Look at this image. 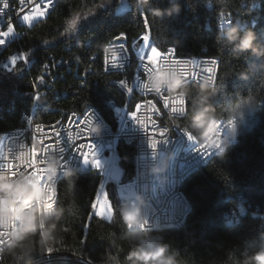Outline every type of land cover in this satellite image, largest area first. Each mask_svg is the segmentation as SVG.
<instances>
[{
    "label": "trees",
    "instance_id": "obj_1",
    "mask_svg": "<svg viewBox=\"0 0 264 264\" xmlns=\"http://www.w3.org/2000/svg\"><path fill=\"white\" fill-rule=\"evenodd\" d=\"M125 1L128 8L120 12ZM94 9L98 13L93 19L66 36L76 13ZM222 11L224 18L231 11L237 24L226 37L220 34ZM145 14L153 21V46L174 48L181 57L219 59L214 86L190 83L183 88L190 109L175 122L196 143L213 120L235 117L238 141L182 184L191 205L182 227L130 230L126 204L111 183L107 187L114 206L110 204L111 219H98L90 204L97 194L99 199L102 173L98 169L72 173L58 184L55 218H39L35 231L20 233L0 254V264H264V0H58L46 20L22 28L21 37L4 52L28 56L12 71L0 69V100L16 97L0 118V130L21 126L18 117L24 109L34 113L35 121L53 122L62 111L94 108L116 128L107 103L132 109L138 97L133 91L126 97L111 84L121 75L105 72L101 55L122 32L130 43L138 39L145 29ZM131 54L125 73L130 85L138 72ZM49 63L52 74H57L53 90L41 97V103L26 98L27 93L35 95L33 82ZM117 152L122 182H128L134 176L135 147L118 142ZM238 195L261 214L249 213L229 225L225 215Z\"/></svg>",
    "mask_w": 264,
    "mask_h": 264
},
{
    "label": "built area",
    "instance_id": "obj_2",
    "mask_svg": "<svg viewBox=\"0 0 264 264\" xmlns=\"http://www.w3.org/2000/svg\"><path fill=\"white\" fill-rule=\"evenodd\" d=\"M57 1L54 0L47 15L55 9ZM9 2L12 7L0 16V26L6 29L7 17L11 16L17 31L8 38L4 46H0V69L12 71L10 60L7 55H4V48L10 47L13 39L21 37L22 28L30 27L15 13V9L19 7L18 0H9ZM41 15L43 13L37 11L33 16L28 17V22L31 23L35 16ZM35 23L33 22V25ZM235 25L237 24H234L232 20L222 17L220 19L221 36H228ZM139 38L132 43L125 39L109 42L101 55L102 65L105 72L121 75L120 79L111 80V84L118 87L126 97H130L132 93L127 91L128 87L136 93L138 102H141V97L146 92L156 95L166 93L165 102L167 104L171 101L173 107L165 118L154 116L151 108H144L141 110L140 120L136 121L130 114L132 109L129 106H117L109 102L107 106L113 113L116 128L94 108L81 113L62 111L53 122L35 121L34 113L24 109L23 114L18 117L21 118V126L10 130H0L11 132V139L3 151V158L0 162V254L6 241L14 240L19 236L16 235V221L25 220L26 228H34L35 219L50 221L55 218L58 206V184L61 179L72 173L97 169V163L101 173V168L105 170L102 173L104 190L107 192L108 185L114 184L122 201L126 204L129 227V208L133 209L136 230L139 231L177 229L185 224L191 205L182 190V184L189 176L204 168L200 167V160H207L208 165L223 155L230 145L238 141L239 123L235 117L213 120L207 133L199 141L200 155L188 157L187 136L189 135L175 121L185 116L183 101L186 94L183 88L186 85L190 83L207 87L215 85L217 78L215 65L206 63L212 57H181L175 53L177 58L183 60L174 61L169 60L168 57L162 59L159 57L155 61L146 62L143 58L147 53L144 49L145 42L141 44L138 51L134 50ZM131 51L135 54L138 66L133 82H141V90H133V84L130 85L125 75L132 61ZM98 56V54L95 55V57ZM47 65L50 67L44 69L46 79L38 85L41 97L53 90L52 81L57 76V74H52L51 64ZM190 75L198 76L199 79L189 81L186 77ZM121 81L125 83L122 84ZM51 95L55 96V93L51 92ZM25 97L36 99V95H28V93ZM13 98L16 97L0 100V118H3L5 113L8 114V107H13ZM37 102L41 103L40 99ZM161 110L164 111L162 106ZM72 113L78 116L82 113H91L85 120H81V124L85 125L84 128L75 129L68 125ZM57 122L61 123L57 124ZM156 123L164 127L159 131L166 132L167 135L163 137L151 135V132H155L156 129H151V132L149 129ZM53 124H57V135L59 136L60 132L62 135L53 144L45 145L44 140L48 138V134L44 133L43 129ZM82 134L90 136V142L95 145V153L89 157L87 163L75 149V143ZM118 142L135 147L134 176L128 182H122L124 170L120 165L121 158L117 152ZM79 147L83 148L84 145L81 144ZM37 152L40 155L38 160L35 159ZM33 165L35 167L29 171ZM50 165H58L62 168V175L49 176L48 186L38 187V171ZM159 166H167V173H159ZM150 177H159V186L151 189L142 188V181H150ZM30 187L31 194L24 198L22 214H15L11 205L12 195L18 189H27L28 193ZM99 200L108 202L107 199ZM235 201L234 206L225 215L229 225L238 223L243 216L249 213L255 216L261 214V209L247 204L243 195H238ZM31 207H39L40 216L31 215Z\"/></svg>",
    "mask_w": 264,
    "mask_h": 264
},
{
    "label": "snow or ice",
    "instance_id": "obj_3",
    "mask_svg": "<svg viewBox=\"0 0 264 264\" xmlns=\"http://www.w3.org/2000/svg\"><path fill=\"white\" fill-rule=\"evenodd\" d=\"M18 3H19V7L15 9L16 15L19 16L20 19L28 27H31L33 25V22H42V21L47 19V14L53 6L54 0H18ZM11 7L12 6H11L9 0H0V16H3L5 14V10L10 9ZM37 11L43 13V15L35 16L32 19L31 23H29L26 18L33 16V14L36 13ZM224 15H225V13H224V11H222L220 13V16L222 17ZM228 17L231 20V17H232L231 11H228ZM7 21H8V26L6 29H4L2 26H0V46H4L7 43L8 38L10 36L14 35L17 31L16 25H15V23H13L11 16L7 17ZM144 21H145V29L143 31V34L140 36V39L143 43L145 42V40L148 41V44H147L148 51H147V53H145V55L143 57L146 60V62H148L150 59H156L157 55H159V57L161 59L164 57H168L169 60H174V61L183 60V59L177 58L175 56V49L174 48L162 49L159 46H153L151 44L153 21L147 14L144 15ZM124 38H126V34L123 32L120 33L118 36L113 37L114 40H120V39H124ZM45 43H47V41H45ZM27 56H28L27 52L21 53L20 55H11L9 57L11 67H15L19 60H24L26 62ZM206 63L208 65L214 64L215 69H216V74H218V72H219V59L212 57V58L208 59ZM6 67H8V66L6 65ZM49 67H50V65H45L44 69H48ZM84 75H87V71L84 72ZM186 78L189 81H197L199 79L198 76H194V75H190ZM45 79H46L45 74H41V75L37 76L33 82L34 86H35V95H36L37 100L41 99L40 90H39L38 85L41 82H43ZM121 83L124 84L125 82L121 81ZM127 91L129 93H131L132 88L128 87ZM150 96H154L155 98H148V99L145 98V97H150ZM141 98H142L141 102H137L135 105H133L131 113H130L132 118L136 121L140 120L141 110L144 108H151L154 116L158 115L161 119H163V118H165L166 114H169V111L173 107V104L171 101H168L166 104V102H165L166 93L164 95H156V94H153L151 92H146V94L143 95ZM183 103H184V107H185V115H187V111L190 109V100L187 97H185ZM161 106H162V109L164 111L161 110ZM89 115H91V113H82L79 116L76 113H72L71 114L72 118L68 120V125L72 128H75V129L84 128L85 125L81 124V120H85L86 117ZM73 120H75V123H73ZM30 123H33V121H30ZM59 123H61V122H57V124H59ZM57 124H53L51 126L44 127V129H43L44 133L48 134V138L44 140L45 145L53 144L54 141L56 139H58L59 136L62 135L61 132L59 133V136L56 133ZM153 128L156 129L155 132H151V129H153ZM161 128H164V127L159 126L158 123H156L155 125L151 126L149 131L151 132V135H156V136H161V137L167 135L166 132L159 131V129H161ZM37 134L39 135V132ZM90 139H91L90 136L82 134L80 139L77 140L78 142L76 141V143H75V149L78 152V154L81 156V158L85 161V163H87L89 157L93 153H95V145L90 142ZM153 143H155V141H153ZM81 144L84 145L83 148L79 147V145H81ZM29 147H31V145ZM39 158H40V155L37 152L35 154V159L38 160ZM34 167L35 166L33 165L31 168H29V171H32ZM96 168L100 169L98 163H97ZM57 196H58V191H57ZM99 199H107L109 204H111L113 206L112 201L110 200L108 193L104 190L103 185H101V188H100ZM97 201H98V194L96 195V197L91 202L90 208L92 210V215L97 217L98 219H100V217L97 216L95 210L93 209V203L97 202ZM97 206H98V203H97ZM84 239L86 240L87 237H84ZM48 254L49 255L52 254V250H49Z\"/></svg>",
    "mask_w": 264,
    "mask_h": 264
},
{
    "label": "bare ground",
    "instance_id": "obj_4",
    "mask_svg": "<svg viewBox=\"0 0 264 264\" xmlns=\"http://www.w3.org/2000/svg\"><path fill=\"white\" fill-rule=\"evenodd\" d=\"M48 16V15H47ZM15 39L10 42V45L13 43ZM7 48H4V52ZM11 55H17L16 53H13ZM7 56L8 58L11 56ZM133 89L134 90H141V82H133ZM9 139H11V132H0V147L3 145V151L6 149V145H8ZM187 144H188V157H197V155H200V148H199V141L194 143L193 140L190 138V136H187ZM3 151L0 155V162L1 158H3ZM207 163V160H200V167L205 165ZM159 173H167V166H159ZM62 175V168H59L58 165H50V167H44V170L38 171V187H45L48 186V179L49 176H58ZM154 186H159V177H150V181H142V188L144 189H151L154 188ZM23 195L19 202H16L14 200L15 196L18 192H22ZM27 194V189H18L15 190L14 195H12L11 198V205L12 210L15 212V214H22V206L24 205V198ZM31 215L33 216H40V208L39 207H31ZM37 225V219H35L34 228H26V222L25 220H18L16 221V235H19L23 232H33L36 229ZM18 237V236H17ZM6 241L4 243V248L7 249L9 246H11L15 240Z\"/></svg>",
    "mask_w": 264,
    "mask_h": 264
},
{
    "label": "rangeland",
    "instance_id": "obj_5",
    "mask_svg": "<svg viewBox=\"0 0 264 264\" xmlns=\"http://www.w3.org/2000/svg\"><path fill=\"white\" fill-rule=\"evenodd\" d=\"M109 5H111V1L102 6V7H108ZM128 8L126 1L123 2L121 8H120V12H123L124 10H126ZM98 13L97 9L94 10H89L86 12H78L76 13L72 19L70 20L69 24H68V30L66 32V36H70L73 32H75L77 29L81 28L82 26H85L91 19H93L96 14ZM229 20V18H227ZM28 20V17H27ZM52 44V42L50 43ZM148 41L145 40V44H144V49L146 51H148V47H147ZM140 55V53H139ZM159 58V55H157L156 59ZM156 59H150L151 61H155ZM20 61V60H19ZM24 61V60H23ZM3 151V145H1L0 147V155L2 154ZM102 173L105 172V170L103 168H101ZM118 191V190H117ZM119 193V192H118ZM23 195V191L22 192H18L17 195L15 196L14 200L16 202H19L22 198ZM19 200V201H18ZM98 203V206H97ZM95 212L98 216L106 219V220H110L111 219V207L110 204L108 202H103L100 201L98 199V201L95 204Z\"/></svg>",
    "mask_w": 264,
    "mask_h": 264
},
{
    "label": "water",
    "instance_id": "obj_6",
    "mask_svg": "<svg viewBox=\"0 0 264 264\" xmlns=\"http://www.w3.org/2000/svg\"><path fill=\"white\" fill-rule=\"evenodd\" d=\"M142 43L143 42L139 38L138 42L134 46V50L135 51H138ZM30 194H31V187L29 188V191L25 195V197L26 198L29 197ZM111 215H112V210H111ZM128 219L130 221V230L135 231L136 230V220H135V217H134L133 209L132 208H129V210H128Z\"/></svg>",
    "mask_w": 264,
    "mask_h": 264
}]
</instances>
